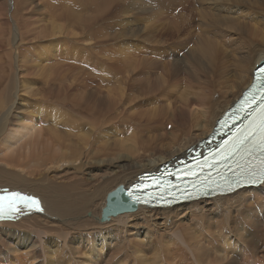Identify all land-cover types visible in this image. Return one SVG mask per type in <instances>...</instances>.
Returning <instances> with one entry per match:
<instances>
[{
    "label": "bare ground",
    "instance_id": "bare-ground-1",
    "mask_svg": "<svg viewBox=\"0 0 264 264\" xmlns=\"http://www.w3.org/2000/svg\"><path fill=\"white\" fill-rule=\"evenodd\" d=\"M40 3L28 5L47 9L51 19L38 24L42 33L50 27L69 33L83 50L116 45L96 52L110 58V66L97 56L91 64L70 60L54 49L47 60L58 58V72L35 93L24 81L42 61L35 56L26 66L22 58L23 72L0 81V188L28 193L44 209L42 215H0V264H192L185 249L193 250L195 264H264V179L257 187L172 208L123 207L129 185L196 151L251 85L256 66L264 64V0ZM143 62L154 81H140ZM105 73L122 75L113 82ZM103 77L112 82L103 85ZM179 77L189 87L168 94ZM133 90L147 97L148 117L128 111L137 97L131 98ZM28 93L32 102H24ZM24 103L35 106L33 113ZM195 113L204 121L192 122ZM115 191L120 212L103 222L107 196ZM193 217L222 221L230 229L225 240L236 239L234 248L209 255L200 233L183 225Z\"/></svg>",
    "mask_w": 264,
    "mask_h": 264
},
{
    "label": "rangeland",
    "instance_id": "rangeland-1",
    "mask_svg": "<svg viewBox=\"0 0 264 264\" xmlns=\"http://www.w3.org/2000/svg\"><path fill=\"white\" fill-rule=\"evenodd\" d=\"M31 1H33V2L34 1H38L39 2V0H6V1L5 0H0V8H1L0 9V63H2V64H0L1 65L0 66V74H1L0 75V81H2V83L6 82V81L9 82L13 78L14 75L16 76V74H17L16 72L17 71H22V70L19 69V67H21V68L25 67L26 63H27V59L32 58L33 56H35L36 58H39L42 61H44V60H46V61H44V62L41 61L40 64H36L37 67H36V69L31 70L32 72L28 71L30 73V77L31 78L28 76V78L24 79V81L27 82L26 86L28 88L31 87L30 89L33 91V93H35V91H38V89L39 90L40 89L44 90L43 89L44 88L43 87L44 81L46 80L45 82H47V81L52 80V79L55 78V74H56V72H58V66L61 63V62H58L59 64L58 63H56V64L54 63L53 60H58V58H54V59L49 60V61L47 60L50 57V55L52 54V52H53L54 56L56 55L54 53L55 50H59L62 53L66 52L67 54H69L70 57H71L70 60L75 59L77 61H84V62H86L88 64H91L93 62V60L96 58V56H97L98 59H99V57L101 58L102 61L100 59L99 60L101 62H103V64H107L108 66H110L112 64V62L108 60L110 58H108V57L106 58L105 57V59H103L104 56H99V55H97L96 52L99 49H109V48L111 49V47H112V49H115L114 47H115L116 43H112L113 46L109 47L111 43H109V41H107L106 45L97 46V48H94V49L83 50V47H81L82 44L77 43L75 37H73L69 33H66L64 31H62V32L54 31L55 29L51 28V27H50L51 30H50V28H49V30L47 29L48 30L47 32H49V33H47V32L46 33H42L41 30L38 28V24L40 25L41 23L46 22L47 19L50 20L51 19V18H49L50 15L46 12L47 9H44L45 12H44V10L42 8H40L38 11H34L33 9L36 10L37 7H34V5H31V6L28 5ZM48 1L49 0H41L40 4L43 3V5H46V3ZM40 6H42V5H40ZM55 6H57V4ZM52 31L56 32V33H53ZM50 32H52V33L50 34ZM15 33H17L18 35L15 34ZM55 34H56L57 38L54 36ZM28 35L31 36L32 39H33V35H34V37L38 36V37H35V39H37V40L35 41V39H34V41L32 40V42L27 41V42H30V43L23 42L24 40H26V36H28ZM20 40L21 41L23 40V41L21 42ZM172 40L175 41L174 39H172ZM225 40L228 41V39H226V38L222 39V41H225ZM44 41H47V42H44ZM104 42L105 41H100L98 43H104ZM90 45H91V43H88V44L86 43L84 46L90 47ZM231 45L235 46V44L233 43V40H232V44ZM40 49H41V51H40ZM21 50H22V52H21ZM37 52H38V54H37ZM19 55H21V57ZM157 55L159 56L160 53L157 52ZM22 58H23V63L25 64V66H24V64L21 63L22 62L21 61ZM24 58H25V60H24ZM20 63L22 65H20ZM142 64H143V66H142ZM144 64H145V62L141 63V65H140L141 67L139 68L140 70H142L140 72V74L142 75L141 78H140V81L142 79H149V78L153 79V81H154V79H156V77L153 76V75L151 76V75L148 74V73L152 72V68H150L151 65L147 64L149 66V67H147V65L145 66ZM45 70H47V71H45ZM149 70H151V71H149ZM2 71H3V73H2ZM123 71L125 72L124 68H123V70L121 72L124 75L125 73H123ZM4 72L7 73L8 76ZM31 73H32V76H31ZM36 73H38L39 75L36 74ZM143 73H145V75ZM105 74L107 75V78L109 80L112 79L113 82H114V80H115V82H119V77L121 78V75H122V74L121 75L120 74H116L114 76V75H112L110 73H105ZM147 75H149V77ZM47 76H49V78ZM93 76H96V78H97L96 74L95 75L93 74ZM110 76H112V77H110ZM116 76H118V80L114 79V78H117ZM5 77L8 80L4 79ZM103 78L100 79L99 81L104 80L105 81L103 83V85H104V84H106L107 81L105 80L106 78H104V79ZM109 80H108L107 84L112 82V81H109ZM180 80H182V81H180ZM140 81L135 83V86L138 83H140ZM26 82H25V84H26ZM176 82H177V87L178 88L180 87V88L178 89L176 87H173V88L171 87L172 90H169L170 93L168 92V94H172L175 91L182 92V91H184L187 88V86L189 87V81L185 77H181V78L179 77L176 80ZM176 82L174 83V85L173 84L172 85L176 86L175 85ZM2 83H0V86L3 85ZM185 83H187L188 85H186ZM181 84L182 85L184 84L183 87H182ZM132 92H131V95H132L131 98L136 94L137 97L142 99L141 100L142 103H141V101H139L137 99V97H135L137 102H134L136 100L132 99L134 101H133V103H130L131 105L129 104V107H127L128 111L133 110L134 112L138 113V111L140 110L139 114H141L140 112L142 111V115H145L144 117H146V115H147V117H148L149 116L148 114H151V112L150 113L149 112L148 113L145 112L146 114L144 113L145 110L146 111L148 110V107H149V109L151 107V105L147 103V101H148L147 97L144 96V98L145 97L146 98L143 99V97L140 94L138 95V92L136 93V90H133ZM28 94H30V96L27 95V94H26L27 96L26 95L23 96L25 98L24 102H26V100H28L29 102H32V100H34L33 97H32V94L31 93H28ZM1 99H0V103L2 101ZM41 100H42V98H41ZM144 100H147V101L143 102ZM24 104L27 105V108H26L27 111L33 113L32 111H34V107L35 106L32 105V104H26V103H24ZM65 105H66V107H67V105L70 106L69 104H65ZM143 105H145V106H143ZM66 107H60V108H58V110H60L62 112H65V113H68L70 115H73L71 113V111L68 110L69 108L67 109ZM135 110H138V111H135ZM77 111L78 110H76V112ZM33 117H34V122H37L38 118L40 117V115L35 114ZM191 117H190L191 121L195 120V121H198V122L199 121L202 122V121H204L205 115H202V113H195ZM193 118H195V119H193ZM199 118H200V120H199ZM9 128H11V127H9ZM4 172H5V170H4ZM196 218L197 217L186 218L185 219L186 223L183 224V225H189L191 229L194 228L193 232L198 233V234L200 233L197 238H199L201 240V243L203 244L204 248L208 249L206 251H207V253L209 255H213L214 258H218V256L221 254L222 251H226V252L229 253L234 248L232 244H233L234 240H236V239L235 238H230L228 240H225V238L227 236V232H230V229L228 230L226 225L222 221L219 222V220L216 219L210 224L205 219H202V218L198 217L200 220H197ZM18 222H20V221L19 220H17L16 222H14V221L9 222L8 221V222H3V223L16 224ZM211 226H212V228H210ZM216 235H217V237H216ZM205 237H207V238H205ZM228 244H231V245L228 246ZM207 246L210 248V250H209V248ZM184 253L186 255V259L187 258L191 259L192 264H195L194 256L192 254L193 250L191 252H189V251H187V249H185ZM210 263L217 264L216 262H214V260L212 261V259H210Z\"/></svg>",
    "mask_w": 264,
    "mask_h": 264
},
{
    "label": "snow or ice",
    "instance_id": "snow-or-ice-1",
    "mask_svg": "<svg viewBox=\"0 0 264 264\" xmlns=\"http://www.w3.org/2000/svg\"><path fill=\"white\" fill-rule=\"evenodd\" d=\"M261 152L264 153V146L261 147ZM262 163H264V157H262ZM262 174H264V168H262ZM5 200H7L8 207L11 211L19 210L18 208L14 207L18 201L27 203L29 206H35L39 208V201L34 197L25 196L19 192H6L5 195H0V215L3 214Z\"/></svg>",
    "mask_w": 264,
    "mask_h": 264
},
{
    "label": "water",
    "instance_id": "water-1",
    "mask_svg": "<svg viewBox=\"0 0 264 264\" xmlns=\"http://www.w3.org/2000/svg\"><path fill=\"white\" fill-rule=\"evenodd\" d=\"M262 63L263 61L260 62L258 65L261 66ZM116 193L117 192L115 191L107 196L106 207L103 209V212L101 215V221L103 222L109 219L111 215H115L120 212V210L113 208L114 205L117 203L116 195H115Z\"/></svg>",
    "mask_w": 264,
    "mask_h": 264
}]
</instances>
